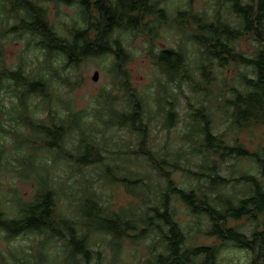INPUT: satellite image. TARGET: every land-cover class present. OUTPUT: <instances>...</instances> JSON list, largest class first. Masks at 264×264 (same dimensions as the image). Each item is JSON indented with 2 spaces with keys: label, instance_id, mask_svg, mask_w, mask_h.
<instances>
[{
  "label": "clouds",
  "instance_id": "obj_1",
  "mask_svg": "<svg viewBox=\"0 0 264 264\" xmlns=\"http://www.w3.org/2000/svg\"><path fill=\"white\" fill-rule=\"evenodd\" d=\"M131 2V0H130ZM223 21L226 26L231 23L232 28L242 26V21L231 16L233 0H220ZM256 0H239L237 8L247 11ZM114 5L116 0H111ZM146 7L153 13L150 22L144 27L134 29L129 23L130 17L122 16V23L104 34L107 58L98 65L99 71L92 79L101 80L99 84H91L88 78L81 73L79 78L69 67L65 72L63 65L54 62L48 71L56 72L59 77H72L74 87L87 85L88 88L100 95H110L113 104V116L109 118L104 113L102 121H95V113L91 111L95 107L94 101H86L90 104L89 114L84 119L86 127H80L78 122L68 119L69 112L73 111L71 103H65L67 97H58L45 94V99L36 103H28V111L36 127L47 126L52 122H59L65 127L60 130H52V134L58 137L53 145L57 149L55 159L51 156L40 157L37 155L34 167L28 172V177L39 181L41 186L52 184L49 194V204L44 215L52 213L54 217L49 222L53 233H63L64 228H72L75 219V211L80 205L81 198L87 201L90 207V215L102 212L105 208L112 207L115 201L110 196L115 191L114 186L124 182L136 189L142 185L143 189L134 192L140 197V201H132L122 210L123 216L128 219L119 224L118 235H126L129 231L137 229L138 234L133 239L139 241L136 249L124 247L119 242L112 243L111 237L105 238L104 242L93 240L89 244L88 252L90 264H144V259L155 257L164 252L160 246V233L154 229H160L168 233L169 228L161 219L171 222L176 208V202L171 192L167 193V199L171 206L161 203L159 196L164 194V183L154 174L145 172L140 168V157H150L155 160L166 175H171V170H179L188 175L205 176L200 181L201 189L207 191L210 199L217 197L224 199L231 197L230 191L234 185L232 180L243 176L248 179L255 176L264 180L259 170L249 168L244 162L233 158L229 163L231 170H226L224 161L221 159V151L224 157L233 152L245 153V148L250 149L246 155L264 159V139L254 138L246 133L241 134L231 127L229 118L238 108L244 111L248 103L244 86L238 74L229 75L227 72L215 71L218 62L214 59H201L202 49L196 45L193 35L194 28L188 27L193 18L201 21L205 31L195 32L199 39H206L210 33L207 31L220 17L216 16V0H196L195 4H189V0H145ZM247 6V7H244ZM163 10V11H161ZM61 14L65 11L60 7ZM183 13V16L178 15ZM79 20L78 17H74ZM217 32L221 31L217 25ZM226 30V28H225ZM0 44L7 45L8 39L0 40ZM21 51L24 40H20ZM240 51L239 48L236 49ZM123 55L125 64L121 65L122 78L136 81H147L143 88L133 86L132 94L139 95L137 101L142 105L143 111H137L139 120H135V126L144 130L143 144L137 140L131 145L127 144V135L118 136L114 132L120 113L124 110L123 105L127 95L114 92L111 83L115 80L116 57ZM174 56L182 67H176L175 73L169 77L167 73H161L153 68L157 60ZM205 64L203 78L201 77L200 65ZM137 65L141 70L132 66ZM215 71V74H214ZM240 73L244 74L251 83L255 77L243 67ZM25 74H27V69ZM259 87V85H257ZM203 93H209L206 98ZM8 97L0 92V113L6 120L12 113L8 110L5 100ZM235 106V108L233 107ZM199 111L201 120L194 122L191 117ZM251 112V108L248 109ZM168 117L173 127L168 129L165 117ZM212 125L211 129L205 124ZM127 124V119L125 120ZM8 128V124H3ZM72 133L70 143H64L62 134ZM209 139L205 142L204 134ZM84 136L87 150L81 151L80 136ZM8 142V136L0 133V147ZM39 142L38 139L36 141ZM243 145V147L241 146ZM139 148V151H129L128 148ZM212 149H215L214 151ZM77 153H80L79 156ZM79 160L85 167H78L76 172L69 175L68 161ZM43 161V163H41ZM106 162L110 165L111 178L103 176L99 168H89L88 165H99ZM64 164L63 174L53 182L58 165ZM19 169L12 168L7 162L0 163V211L9 213L8 219H16L18 209L29 199L25 197L24 190L17 191L15 198L6 199V188H22L24 178L19 177ZM117 173L120 175L118 176ZM19 181V183L17 182ZM227 184L229 191L226 193L219 189V185ZM112 190V191H110ZM239 198L237 197V200ZM103 202V207L101 203ZM233 213H238V208H232ZM67 217V218H65ZM60 227H57V225ZM184 235L194 243H199L200 237L197 232L200 229L195 222L181 220ZM211 224H207L203 230H207ZM264 227V223L256 222H233L229 225L230 233L208 249V264H253L254 255L248 245L253 241L254 229ZM143 229L139 232V229ZM152 232V238L140 239L141 236ZM16 235H10L0 230V264H35L33 256L37 248L41 254L48 258V264H53L48 243L53 239L51 235L47 239L43 236H33L29 231V224L17 223ZM156 250L153 252L152 248ZM123 247V251L117 249ZM63 257L55 261L62 264ZM70 264H87L83 256L73 253ZM255 264H264V257L255 258Z\"/></svg>",
  "mask_w": 264,
  "mask_h": 264
},
{
  "label": "trees",
  "instance_id": "obj_2",
  "mask_svg": "<svg viewBox=\"0 0 264 264\" xmlns=\"http://www.w3.org/2000/svg\"><path fill=\"white\" fill-rule=\"evenodd\" d=\"M55 3H64L67 5L77 4L81 12V19L77 21L68 35L64 36L57 32V29L50 23L47 14V8L44 5L45 0H13L12 14H20V20L17 25L8 26L5 20L0 22V36L6 38L10 32H24L29 34L28 43H33V49H40L45 52V61L50 66L52 63L65 62L70 68L77 69L82 63L93 58H107V53L104 52L106 48V41L104 34L110 28H115L122 23V16L130 17L129 23L134 29L144 27L153 13L146 7L145 0H116L113 5L111 0H48ZM239 0H233L232 11L238 19L242 21V26L232 28L231 23L225 26L222 21L223 17L219 11H216V16L221 19L217 21L221 31L217 32V25L212 26L207 31L210 33L206 39H199L195 32H203L205 29L199 19L193 18L188 27L194 28L193 39L196 45L203 47V58L214 59L218 62L220 67L228 64H237L244 67L249 74L255 79L249 83L244 74L240 75V80L245 89V95L248 103L244 106V111L240 112L238 108L229 117L231 119V126L236 130H242L252 126L264 127V0H256L254 5L244 11L243 8L238 9L237 4ZM4 4L1 9L3 10ZM247 7V6H244ZM163 11V10H161ZM14 13V14H13ZM17 13V14H16ZM183 16V13H180ZM231 18V16H230ZM226 28V30H225ZM252 36L257 42L258 49L254 55L248 56L243 51L237 52V43L246 36ZM164 73L171 77L175 73L176 67H182V63L174 56L165 57L163 60L155 62ZM125 64V57L120 55L116 57V73L115 79H119L118 83H122L121 65ZM207 67L201 64V77L203 78V69ZM27 69V74H25ZM47 66L43 63L40 67V72L32 74L29 67L8 70L4 66H0V92H4L6 97L15 94L19 91V86L23 88V94H19V101L5 100L8 110L12 115L5 120L3 114L0 113V133L6 134L8 137L11 134V127L13 132V142L10 147L14 148L10 154H7V143L0 147V163H11L10 158L15 160L12 163L14 168L19 169V174L26 180L28 179L27 172L34 167L35 158L37 155L47 157V155L56 156L57 149L53 142L57 141L58 137L52 134V130H60L65 125L59 122H52L50 125L36 127L34 121L31 119L28 111L27 98L32 99V95L40 96V100L45 99V94L56 95L59 88L55 91L51 90L52 79H48L42 70H46ZM67 69V70H68ZM77 78L79 75L75 73ZM57 80L68 85H71L72 77H57ZM9 81V82H7ZM10 83L13 85L10 86ZM259 85V87H257ZM73 86V85H72ZM124 86L131 90L130 84ZM136 96V95H135ZM26 97V98H25ZM61 97V96H58ZM139 99L128 100V110L125 109L120 113L115 126L128 127L139 133V144H143L144 130L138 129L134 121L139 120L137 111L143 110L142 105L137 103ZM65 103H71L73 111L69 112L68 119L71 122H78L80 127H86L84 124L85 117L88 116L89 111L86 108H76L72 99H66ZM112 104L110 102L107 109L95 108V121H102V117L107 112L109 118L113 116ZM251 108V112H249ZM99 113L98 117L96 113ZM127 119V124L125 120ZM191 119L194 122H199L201 117L197 110ZM24 124H22V122ZM165 122L168 129L173 127L171 121L166 116ZM7 123L10 129L4 128L3 124ZM114 126V127H115ZM210 128L212 125L205 124ZM20 127V128H19ZM27 128V132L24 129ZM24 129L25 132H23ZM72 133L62 134V141L70 143L72 141ZM38 139V143L36 142ZM205 142L209 139L208 134H204ZM79 145L81 151L87 150V144L84 143V136H80ZM243 147V145H241ZM213 151L215 149H212ZM264 150V149H262ZM129 151H139V148H133ZM250 149L245 148V153L233 152L230 156L224 157L221 151V159L224 161L226 170H231V161L233 158L242 161L249 168L259 170L260 175L264 176V159L253 158L246 155ZM56 152V153H55ZM80 153H77L79 156ZM9 158V159H7ZM7 159V161H6ZM140 168L145 172H149L157 176L163 183L162 192L164 194L159 196L161 203L171 206V202L167 199V193L171 192L175 202L176 208L171 222L161 217L169 228L168 233H164L160 229H154L160 233V246L163 247L164 252L159 253L155 257L144 259V264H208V249L213 247L215 242H203L201 238L199 243H194L184 235V228L178 219V203H181L186 211L194 217L195 224L200 229L197 232L199 237L203 234L206 237H214L219 241L225 235L231 234L229 225L233 221H241L247 219L256 222L258 225L264 223V180H260L255 176H250L244 179L243 176L232 180L234 187L230 190L231 197L226 196L224 199L217 197L212 200L207 195L206 190L201 189L200 181L206 179L205 176H193L181 172L185 178L179 181L175 173L179 170H171V175H166L165 170L161 169L150 157H140ZM28 163V164H27ZM43 163V161H41ZM76 168H83L85 165L81 164L79 160H75ZM146 167L144 168V165ZM26 167L30 170L27 171ZM89 168H99L103 176L111 178L109 172L110 165L106 162H101L99 165H88ZM119 176L120 174L117 173ZM127 193L131 196L140 199L139 196L134 195V192L141 191L143 186H137L132 189L127 183L121 182ZM219 189L229 191L227 184L219 185ZM40 192L27 200L17 211L16 219H8L9 213L0 211V230L7 232L10 235H16L15 225L17 223L29 224V231L33 235H44L48 237L51 235L55 239L64 240L66 245L70 248V256L77 253L78 256H83L88 261V252L91 249L88 247L98 235L105 238L111 237L112 243L119 242L120 244L126 239L132 240L133 243L139 241L133 239V235L138 234L137 229L129 231L126 235L120 236L119 224H123L128 217L123 216L122 210L127 206L119 208H105L102 212H97L95 215H90V207L87 201L82 197L79 207L75 211V219L73 220L72 228H64L63 233H53L49 227V222L54 218L52 213L44 215L49 204V194L52 191V184H45L40 188ZM16 195H14L15 198ZM237 197L239 198L237 200ZM101 207H103V202ZM232 208H238V213H233ZM67 218V217H65ZM211 227L206 231L203 230L207 224ZM57 227H60L58 224ZM143 229H139L142 232ZM152 238V232L140 237L142 240ZM255 258L264 257V227L254 229L253 241L248 245ZM156 250L153 246L152 251ZM44 257L42 254L38 255L37 264H45L40 259Z\"/></svg>",
  "mask_w": 264,
  "mask_h": 264
},
{
  "label": "rangeland",
  "instance_id": "obj_3",
  "mask_svg": "<svg viewBox=\"0 0 264 264\" xmlns=\"http://www.w3.org/2000/svg\"><path fill=\"white\" fill-rule=\"evenodd\" d=\"M12 3L13 0H0V22L2 20H5L8 24V26H12V25H17L19 23L20 20V14L17 15H11L12 14ZM196 0H189V4H195ZM4 4L3 10L1 9L2 5ZM216 4H217V9L216 11L221 12L223 5L221 4L220 0H216ZM45 7L47 8V14L49 17V21L51 24H53L55 26V28L57 29V32L61 33L62 35L66 36L68 35V33L70 32V30L75 27V25L77 24V20L74 19V17H78L79 21L81 19V12L79 9V6L77 4H71V5H67V4H60V3H55L53 1H48L45 0L44 2ZM63 7V9L65 10L63 12V15L61 14L60 11V7ZM14 14V13H13ZM222 14V13H221ZM178 15H180V13H178ZM230 16H235L233 11L231 10V14ZM142 28V27H141ZM3 39H8V44L4 45V44H0V66H4L6 67L8 70H14V69H18V68H26L29 67L32 71V74H37L38 72H40V67L41 64H45L47 66L46 70H42L43 73H45V75L48 77V79H52V85H51V90L55 91L57 88L58 91L56 93V95L63 97H67V99H72L74 101V105L76 108H86L89 111L90 108V104L86 101H94L95 103V107L91 109V111L93 112V110L95 108L101 109H107V107L109 106L110 102L113 103V100L111 98L110 95H103L100 96L94 92H92L88 86L85 85H81L80 87H74L71 85H68L66 83L60 82L57 80V73L56 72H49L48 71V61H45V52H43L40 49H33V43H28V39H29V34L28 33H24V32H17V33H13L10 32L8 35H6V38H1L0 36V40ZM20 40H24V45H23V50L21 51V45L19 44ZM199 49L203 50V47L201 48V46L197 45ZM237 47L243 51L244 53H246L248 56L254 55L258 49V44L257 42L252 38V36L246 35L244 37H242L239 42L237 43ZM201 59L203 58V51L200 54ZM106 58H93V59H89L88 61L82 63L77 69L71 68L73 70V73H77L78 75H80L81 73H83L89 80V82L91 84H99L101 82H103V74H101V80H94L93 75H94V71L98 70L99 71V67L98 65L100 64L101 61L105 60ZM58 63L63 65L64 71L67 72L68 70V66L65 64V62H60L58 60ZM219 65V64H218ZM134 69L136 70H141L139 68V66L137 65H133L132 66ZM242 66H239L237 64H228L225 65L224 67H218V69H216L215 71H220V72H227L229 75H233V74H238L239 76L241 75L240 73V68ZM153 68L158 69L161 73H164L162 71V69L155 63V65H153ZM244 68V67H243ZM245 69V68H244ZM214 71V74H215ZM115 74L117 76L116 73V65H115ZM119 79H115L112 83H111V88L114 92H119L122 94H126L127 95V100L124 103L125 105V109L128 110V100L132 99V100H136V99H140L139 95H133L132 94V88L133 86H135L136 88H143L144 84L147 81H136V80H132V79H128L127 81L123 78L122 83H118ZM9 82V81H7ZM129 83L131 90L127 89L126 86H124L125 84ZM13 85L12 83H10V86ZM14 86V85H13ZM19 91L16 92L13 95H10V97H8L7 102L8 101H19V94H23V88H21L19 86ZM205 95V97L207 98L209 93H203ZM32 99L31 98H27V102H32V103H36L37 101L40 100V96L39 95H32ZM26 98V97H25ZM123 105V106H124ZM143 111V110H142ZM97 117L99 115V113H96ZM96 118V117H95ZM21 121V120H20ZM22 122V121H21ZM22 124H24L22 122ZM232 127V126H231ZM20 128V127H19ZM233 128V127H232ZM7 129H10V126H8ZM24 129L27 132V128L24 127ZM24 129L22 128L21 130L24 131ZM172 129V128H171ZM235 129V128H234ZM114 132L118 135V136H124L127 135V144L131 145L134 140L139 141V133H137L136 131L132 130L131 128L128 127H118L115 126L114 127ZM238 132H240L241 134H248L254 138L257 139H264V127L263 126H252L249 128H245L242 130H237ZM13 132H12V127H11V134L8 137V143H7V154L11 153V150H14V148H11L10 145L13 142ZM131 147L128 148V150H130ZM56 153V152H55ZM57 155V153H56ZM47 156H51V155H47ZM41 157V156H40ZM43 157V155H42ZM51 157H53V159H55V157L52 155ZM9 159V158H7ZM6 159V161H7ZM11 163H9V166L14 168L12 163H15V160L13 158H10ZM28 164V163H27ZM68 164L70 165L69 167V175L71 176L72 174H74L77 170L76 168V164H75V160H71L68 161ZM64 164L58 165L56 173L53 177V182L59 178L63 172H64ZM146 167V164L144 165V168ZM26 170L29 171L30 169L28 167H26ZM28 174V172H27ZM19 177H22L19 173H18ZM176 178L179 181H183L185 180V178L182 176L181 172H176L175 173ZM19 183V181H17ZM41 184L39 181H34L33 179H31L30 177H28V179H24V184L22 186V188H12V187H7L6 188V196L5 198H14V195H16L17 191L20 190H24V194L25 197H28L30 199H32L36 193L40 192V188H41ZM115 191L113 192V194L110 196V199H112L113 201H115V203L113 204V208H119L122 206H128L132 201H140V199H137L136 197L131 196L129 193L126 192L125 188L121 185V184H117L114 186ZM112 191V190H110ZM178 219L180 220H187V221H193L194 217L189 214L185 207L181 204L178 203ZM241 221L244 222H252L250 220L247 219H242ZM241 221H233V222H241ZM232 222V223H233ZM204 231H202V237L201 241H205V242H218L219 240L214 238V237H206L203 234ZM33 235V234H32ZM36 237H45L47 239L46 236L44 235H33ZM94 240L96 242H104L105 237L98 235L96 238H94ZM121 245H123L124 247L130 248V249H136L138 244L137 243H133L132 240L130 239H126L125 241H123L121 243ZM48 250L50 251L51 254V260L53 262V264H55V261L57 259H59L60 257H63V261L62 264H70V262L72 261L73 256H70V248L66 245V242L64 240H58L53 238L47 245ZM118 252L123 251V247L117 249ZM41 252L39 250V248H37V250L34 253L33 256V260L35 262V264L38 263V258L37 256L40 255ZM150 256V254H149ZM41 261H44L45 264H48V258H46L45 256L42 257L40 259ZM87 261V260H85ZM87 264H90V261H87Z\"/></svg>",
  "mask_w": 264,
  "mask_h": 264
},
{
  "label": "water",
  "instance_id": "obj_4",
  "mask_svg": "<svg viewBox=\"0 0 264 264\" xmlns=\"http://www.w3.org/2000/svg\"><path fill=\"white\" fill-rule=\"evenodd\" d=\"M97 72H98V70L94 71V75H93V77H95V76L97 75ZM94 80H95V79H94Z\"/></svg>",
  "mask_w": 264,
  "mask_h": 264
}]
</instances>
